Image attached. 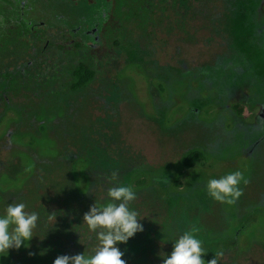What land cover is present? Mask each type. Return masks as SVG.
<instances>
[{
	"label": "rangeland",
	"instance_id": "374dc122",
	"mask_svg": "<svg viewBox=\"0 0 264 264\" xmlns=\"http://www.w3.org/2000/svg\"><path fill=\"white\" fill-rule=\"evenodd\" d=\"M189 1L167 15L159 46L146 19L119 15L121 0H0V217L12 203L39 216L0 264L93 254L95 236L74 234L62 210L97 189L107 203L113 172L144 228L117 245L126 262L163 264L192 230L205 264L264 258V0ZM80 63L93 81L71 92ZM191 150L202 156L186 169ZM236 171L247 181L237 214V200L207 191Z\"/></svg>",
	"mask_w": 264,
	"mask_h": 264
},
{
	"label": "clouds",
	"instance_id": "9594fccd",
	"mask_svg": "<svg viewBox=\"0 0 264 264\" xmlns=\"http://www.w3.org/2000/svg\"><path fill=\"white\" fill-rule=\"evenodd\" d=\"M109 179L113 185L107 191L109 201L103 205L94 203L83 216V222L89 232L95 234L97 241L93 254L59 255L54 264H126L122 258L124 253L117 245L127 243L144 228L138 212L129 207L136 200V193L130 186L118 185L116 172ZM242 181L247 183L240 171L220 179H211L207 183L208 195L218 202L232 204L243 194L239 187ZM25 209L24 203H12L8 205L6 215L0 217V253L18 250L32 240L39 216ZM56 216V212H53L48 215V220L56 221ZM194 232L185 231L176 239L171 254H163V264H205L201 240ZM207 264H217V260L213 258Z\"/></svg>",
	"mask_w": 264,
	"mask_h": 264
},
{
	"label": "trees",
	"instance_id": "16d2710c",
	"mask_svg": "<svg viewBox=\"0 0 264 264\" xmlns=\"http://www.w3.org/2000/svg\"><path fill=\"white\" fill-rule=\"evenodd\" d=\"M155 1H158V0H155ZM121 2H122L121 6L119 7L120 8L119 15H136L141 21L142 19H146L145 24L143 25L141 30L142 32L146 33L147 36H150L152 39L156 38L155 41H159V46L165 42L163 41L164 37H162V33L166 32V25L163 23L165 22L167 15H173V16L177 15L178 7L176 5L179 4L183 6V4L187 3L188 11H191L190 9L194 8V5L189 0H168V1L160 0L159 3L157 2L160 6L158 4H155L154 0H121ZM202 4H203L202 6H206V4L204 3ZM170 8H171V12H170ZM205 10H208V8H205ZM200 13L202 14V11H197L194 15H200ZM189 14L187 13L186 15H189ZM211 15H214V14H211ZM150 17H152V19ZM257 70L259 69L257 68ZM72 77L74 81L70 85V91L77 92L79 90L87 88V86L93 81L94 72L91 69H89L85 64L80 63L74 69L72 73ZM159 89H160V86H159ZM201 156L202 155L199 151H196V150L189 151L183 158L184 168L190 169L192 165L194 164V162L198 160L199 158H201ZM118 185H121V184H118ZM101 186H103V184ZM123 186H125V184ZM101 188H105V187L103 186V187H100L99 189L101 190ZM101 191L104 192V189ZM98 194H99L98 189L90 191L87 195L88 199H83L87 202L85 203L84 206L80 204H74V203H79L78 201H76L77 199H75V202L73 203L72 199H70L69 196H66L67 203L65 202L66 203L65 206L67 205V207H66V210L63 209L62 211L64 215L66 214V211H67V219L65 217H63V219H66L67 221L66 224H69V226H72L69 229H72L74 234H78L77 233L78 226L82 228L80 229L81 231L85 230V234L90 233L87 228V225L83 222V216L86 212L89 211L90 207L93 206L94 203H97L98 205L100 204L99 202L96 201L99 199ZM104 195L105 197H108L107 193L105 192H104ZM72 203L74 205H71ZM236 203L237 205H236L235 213L237 214V212L241 210V206L239 205V199H237ZM129 207H130V210L135 211L137 205L133 207V205L130 204ZM252 214L253 213H250L249 216L251 217ZM249 216L247 218L250 219ZM245 225H246V222L240 223V225L238 226L239 230L244 229ZM92 236H95V234L92 233ZM156 250H157L156 247H153V250H151V253L155 252L154 255H156L157 253ZM159 252L160 253L162 252V248L160 246H159ZM160 258H163V256ZM259 258H260L258 259L259 261L256 260L257 262H254L253 264H264V258L263 257H259ZM135 259L136 258L134 257L133 261ZM126 264H131V263L130 261H127Z\"/></svg>",
	"mask_w": 264,
	"mask_h": 264
},
{
	"label": "flooded vegetation",
	"instance_id": "af4514ba",
	"mask_svg": "<svg viewBox=\"0 0 264 264\" xmlns=\"http://www.w3.org/2000/svg\"><path fill=\"white\" fill-rule=\"evenodd\" d=\"M22 3H24V2H22Z\"/></svg>",
	"mask_w": 264,
	"mask_h": 264
}]
</instances>
